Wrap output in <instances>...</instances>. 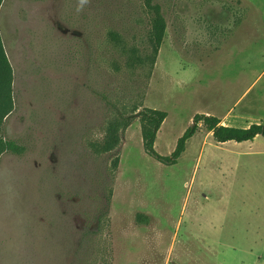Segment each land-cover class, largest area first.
Returning a JSON list of instances; mask_svg holds the SVG:
<instances>
[{
	"label": "rangeland",
	"instance_id": "1",
	"mask_svg": "<svg viewBox=\"0 0 264 264\" xmlns=\"http://www.w3.org/2000/svg\"><path fill=\"white\" fill-rule=\"evenodd\" d=\"M0 38V133L24 149L0 157V264H264V138L216 144L200 124L165 166L136 118L101 151L144 109L166 113L162 157L195 115L264 123V0H3Z\"/></svg>",
	"mask_w": 264,
	"mask_h": 264
},
{
	"label": "trees",
	"instance_id": "2",
	"mask_svg": "<svg viewBox=\"0 0 264 264\" xmlns=\"http://www.w3.org/2000/svg\"><path fill=\"white\" fill-rule=\"evenodd\" d=\"M2 1L3 0H0V6ZM164 31V22L157 9H155V17L152 20L150 33V43L154 57L162 44ZM11 85L12 70L0 38V132L4 119L7 118L13 110ZM136 118H138L140 125L141 143L144 153L159 164L165 166H173L177 163L185 150L186 142L195 135L200 124L211 134V138L216 144H225L227 142L245 143L252 142L257 137L264 138V123L252 124L245 129H240L222 126L220 121L212 116L195 115L192 119L191 126L187 128L183 135L177 140L175 149L171 155L162 157L155 152L154 143L160 126L166 119V113L144 109L137 115L119 117L117 124L108 125L101 145V151L103 153L114 151L120 143L119 133L124 132ZM23 152V147L4 139L0 133V157L4 154L19 156ZM117 165L118 158L113 160L111 166L116 170ZM142 220L144 219L140 220V218L137 217V222Z\"/></svg>",
	"mask_w": 264,
	"mask_h": 264
},
{
	"label": "crops",
	"instance_id": "3",
	"mask_svg": "<svg viewBox=\"0 0 264 264\" xmlns=\"http://www.w3.org/2000/svg\"><path fill=\"white\" fill-rule=\"evenodd\" d=\"M257 138H259V137H257Z\"/></svg>",
	"mask_w": 264,
	"mask_h": 264
}]
</instances>
